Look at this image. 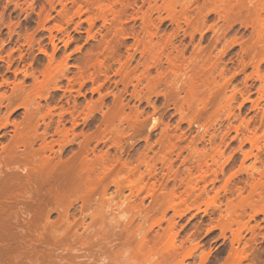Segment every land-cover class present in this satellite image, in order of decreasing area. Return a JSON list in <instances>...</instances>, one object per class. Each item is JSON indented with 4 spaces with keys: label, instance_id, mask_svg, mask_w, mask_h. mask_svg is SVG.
<instances>
[{
    "label": "rangeland",
    "instance_id": "1",
    "mask_svg": "<svg viewBox=\"0 0 264 264\" xmlns=\"http://www.w3.org/2000/svg\"><path fill=\"white\" fill-rule=\"evenodd\" d=\"M263 79L264 0H0V264H264Z\"/></svg>",
    "mask_w": 264,
    "mask_h": 264
},
{
    "label": "bare ground",
    "instance_id": "2",
    "mask_svg": "<svg viewBox=\"0 0 264 264\" xmlns=\"http://www.w3.org/2000/svg\"><path fill=\"white\" fill-rule=\"evenodd\" d=\"M61 4V3H60ZM62 5V4H61ZM110 9V8H109ZM110 13V12H109ZM105 16V15H104ZM104 18V17H103ZM106 18V17H105ZM105 20V19H104ZM106 21V20H105ZM51 39H50V41H51V43H53V38L52 37H50ZM169 58V57H168ZM170 62V61H169ZM172 62V61H171ZM170 64V63H169ZM172 64V63H171ZM60 67V66H59ZM59 67H57V68H59ZM57 70V69H56ZM262 81H264V79L262 80ZM15 87V86H14ZM262 87V90H261V92H263L264 93V84H263V86H261ZM16 88V87H15ZM262 93V94H263ZM23 107H25V106H23ZM6 123H7V121L5 122V124L4 125H6ZM74 125H76V123H75V120L73 121V126ZM68 133V131H66V134ZM172 226V225H171ZM171 226H169V228H168V234H170V239H171V242H173V244H174V240L176 239V234H174V232L172 233V231H173V227H171ZM150 229H152V227L150 228ZM140 232V231H139ZM138 232V233H139ZM143 238H144V236L143 237H141V239L140 240H143ZM145 239V238H144ZM169 239V238H168ZM169 239V240H170ZM167 240V239H166ZM168 241V240H167ZM143 242V241H142ZM141 242V243H142ZM170 242V243H171ZM168 243V242H167ZM165 245V244H164ZM165 246H167L168 247V245H165ZM174 246V245H173ZM172 246V247H173ZM170 247H171V245H170ZM171 247V249H173ZM191 247H193L191 250H190V252H189V256H191L192 254H191V252H193V250L195 251V249L197 248V246H191ZM165 248V247H164ZM170 249V248H169ZM165 250H166V248H165ZM175 251V250H174ZM187 254V253H186ZM189 256L187 257V255H186V257L187 258H189ZM143 258V257H142ZM184 258V257H183ZM182 258V260H184ZM150 259H152V257L150 258ZM149 260V259H148ZM152 261H153V259H152ZM152 261H147V260H143L142 261V259H141V262H137L136 264H161L162 262H159V261H157V260H155L154 262H152ZM181 262V261H180ZM204 261H203V259H202V257H201V261H200V264H202ZM120 264V263H119ZM124 264H126V263H124ZM132 264V263H131ZM133 264H135V262L133 263ZM180 264H182V262L180 263ZM184 264V263H183Z\"/></svg>",
    "mask_w": 264,
    "mask_h": 264
}]
</instances>
